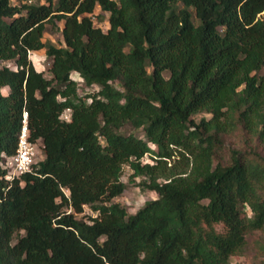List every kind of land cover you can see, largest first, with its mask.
I'll return each instance as SVG.
<instances>
[{
    "label": "trees",
    "instance_id": "16d2710c",
    "mask_svg": "<svg viewBox=\"0 0 264 264\" xmlns=\"http://www.w3.org/2000/svg\"><path fill=\"white\" fill-rule=\"evenodd\" d=\"M24 110L43 157L9 180ZM238 126L264 145V0H0V264H230L264 230V155L218 157ZM125 166L157 193L132 214Z\"/></svg>",
    "mask_w": 264,
    "mask_h": 264
},
{
    "label": "rangeland",
    "instance_id": "374dc122",
    "mask_svg": "<svg viewBox=\"0 0 264 264\" xmlns=\"http://www.w3.org/2000/svg\"><path fill=\"white\" fill-rule=\"evenodd\" d=\"M45 1V0H43ZM97 18H95V25L101 26L103 29L108 27V12H102L97 8ZM98 19V20H97ZM62 22L59 26H62ZM61 28V27H60ZM44 41L51 42L55 46H63L64 39L60 29L52 28L51 24L47 25V31L44 34ZM29 59L35 68L39 71H43L47 77L51 74L49 72V66L51 59L47 56L45 49L32 51L29 53ZM72 78L79 81V92L85 94L87 92H93L96 87H87L80 76L76 73H72ZM4 93L8 92V88L3 89ZM211 115L206 112H200L194 115L195 120L199 121L202 117H210ZM125 130L130 132L131 126H126ZM135 133L142 135L141 130H135ZM240 149L246 152L258 151L264 155V145L258 141L256 136L251 135L248 131L238 126L234 131H231L223 136V144L219 149L218 157L223 163L228 162L231 158L233 150ZM43 157V152L38 156L40 160ZM143 162H153L150 155H145L142 159ZM171 163L169 162V165ZM132 169L129 166H125L122 180L126 183L125 191L114 198V201L123 205L127 211L132 214L135 213L143 204L150 199L156 198L157 193L152 190L143 189L139 185L141 178L136 177L135 180H131ZM248 211V208H246ZM93 216V212L88 206L85 207V211L79 214L78 217ZM16 238L14 239V241ZM230 264H264V230H257L247 235V244L245 249L232 256Z\"/></svg>",
    "mask_w": 264,
    "mask_h": 264
},
{
    "label": "built area",
    "instance_id": "2783aa9c",
    "mask_svg": "<svg viewBox=\"0 0 264 264\" xmlns=\"http://www.w3.org/2000/svg\"><path fill=\"white\" fill-rule=\"evenodd\" d=\"M4 63L17 69L16 64L13 62L5 61ZM27 117L28 112L24 110L22 130L19 136L16 152L11 155H4L3 169L5 170L6 178L9 180H13L26 172H30L34 163L38 160V156L43 152V145L39 142L32 141L29 138ZM61 119L66 121L71 120L70 108H67L62 113ZM100 138L103 141V138Z\"/></svg>",
    "mask_w": 264,
    "mask_h": 264
}]
</instances>
